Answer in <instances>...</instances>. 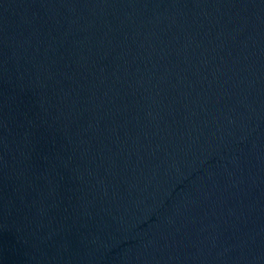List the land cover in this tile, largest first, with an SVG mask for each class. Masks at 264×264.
<instances>
[{
  "label": "water",
  "instance_id": "1",
  "mask_svg": "<svg viewBox=\"0 0 264 264\" xmlns=\"http://www.w3.org/2000/svg\"><path fill=\"white\" fill-rule=\"evenodd\" d=\"M0 264H264V132L0 97Z\"/></svg>",
  "mask_w": 264,
  "mask_h": 264
}]
</instances>
